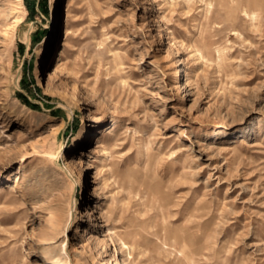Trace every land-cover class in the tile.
Returning <instances> with one entry per match:
<instances>
[{"label": "rangeland", "instance_id": "obj_1", "mask_svg": "<svg viewBox=\"0 0 264 264\" xmlns=\"http://www.w3.org/2000/svg\"><path fill=\"white\" fill-rule=\"evenodd\" d=\"M40 2L0 0V264H264L263 15L73 0L45 54Z\"/></svg>", "mask_w": 264, "mask_h": 264}, {"label": "bare ground", "instance_id": "obj_2", "mask_svg": "<svg viewBox=\"0 0 264 264\" xmlns=\"http://www.w3.org/2000/svg\"><path fill=\"white\" fill-rule=\"evenodd\" d=\"M204 1L208 5L212 4L214 2L218 6L219 9L223 10L226 13V16L229 18H233L236 10L239 8L245 13V15H247L251 19V21L256 18L258 13L262 14L264 17V0H204ZM60 3H61V6H60V12H59L58 8H59ZM72 4H73V0H62V1L61 0H53L54 11H53L52 22H51L52 30L49 32V34L44 39V53L45 54H47L52 49L51 41L53 39H56L55 37H56L57 29L59 28V24H60V34L61 35L63 34L64 38H66L69 35V33L71 32V28L69 26V23H70V16H71L70 10H71ZM56 68H57L56 64H53V65L45 68V71L43 73L44 74L43 84L45 85L46 90H49V91L52 90L51 79H52V74ZM69 93H70V96L72 97V99H78V98H76L77 96H76L74 89H71L69 91ZM29 111H31V109H29ZM30 119H31V117H30ZM102 142H103L102 140H98L96 142V147L100 146V144H102ZM82 154H85L83 149L81 150V153H79V155H77L73 158V164L75 166H80V168H79V175L80 176H82V174H83V169H84V165H85V161L82 157ZM148 188L149 189L152 188V190H154L153 192L158 193V195L161 196L162 192H161V190L159 191V186L149 185ZM156 230H158V229L156 228ZM156 230H155V232H156ZM85 232H86V229H85ZM88 233H86V235ZM127 235H128L127 237L130 240H132V242H135L138 239V236L140 235L139 228L130 229V231H128ZM197 244H199V243H197ZM122 245L125 248L130 246V244H128L126 241H123ZM194 250L195 249H190L188 251H185L183 254V257L182 258L179 257L182 264L188 263V260L191 258L192 253L195 252ZM193 254H195V253H193ZM67 264H69V263L67 262Z\"/></svg>", "mask_w": 264, "mask_h": 264}, {"label": "trees", "instance_id": "obj_3", "mask_svg": "<svg viewBox=\"0 0 264 264\" xmlns=\"http://www.w3.org/2000/svg\"><path fill=\"white\" fill-rule=\"evenodd\" d=\"M35 2L34 1H31V2H27V7H28V10L30 11V13H33L35 11ZM39 4H41L40 0H39ZM45 9V8H43ZM23 101L28 104V105H32L26 98H23Z\"/></svg>", "mask_w": 264, "mask_h": 264}]
</instances>
